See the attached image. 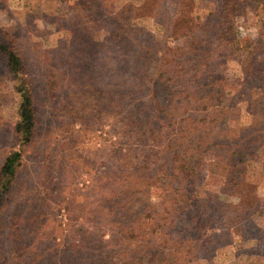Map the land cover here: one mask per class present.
Wrapping results in <instances>:
<instances>
[{
    "label": "rangeland",
    "instance_id": "374dc122",
    "mask_svg": "<svg viewBox=\"0 0 264 264\" xmlns=\"http://www.w3.org/2000/svg\"><path fill=\"white\" fill-rule=\"evenodd\" d=\"M226 2L105 0L100 6L102 10L97 3L81 10L74 0L73 3L71 0H0L1 37L9 41L25 61L38 123L33 142L22 148V164L11 189L0 201V264L132 263L127 262L131 259L127 254L134 247L125 243V234L129 228L136 229V220L149 224L154 211L149 208L153 198L146 199L139 190L125 192L122 182L127 172L143 174L138 167L124 172L126 164L133 162L137 153L133 149L135 141L130 124L135 119L129 118L135 115L126 114L135 100L154 98L156 101L151 99L149 114L156 113L160 106L183 120L185 108L179 106L183 98L180 97L182 102L176 108L170 101L178 98V92L212 95L213 98L201 106H206L219 120L224 116V121L209 133L199 130L195 134H204L202 137L208 140L222 133L223 138L206 158L208 169L214 171H210L213 176L198 191L206 187L216 191L219 203L228 207L237 204L241 196L244 201L254 202L264 195V173L261 172V167L264 168V48L255 64L249 67L243 63L245 57L241 51L232 54L226 50V43L220 41L214 26L224 27L232 20L234 34L239 40L263 37L264 43V9L255 11L242 0L241 12L226 18L222 12ZM123 5L131 8L128 15L123 14L125 21L106 25L105 29L102 24L95 27L97 32L92 38L90 33L94 30L89 26L93 27L95 21L104 22V19L112 21V18L107 19V9L113 7L114 15ZM81 13L84 18L79 22L76 17H81ZM205 20L214 26V31L199 30L203 41L207 42L204 48L208 49L209 57L199 68L201 72L173 75L176 80L173 84L179 91L170 94L158 80L162 52L167 47L182 44L185 37H189L184 33L203 25ZM123 24L129 28L126 32L121 31ZM142 30L146 32V40ZM115 32L116 38H112ZM89 38H96L95 43L89 45ZM141 40L144 54L139 58L136 48H141L138 45ZM149 45L155 51L148 55L145 51ZM126 56L130 64L112 72L111 64L122 63ZM55 73L57 75L52 76ZM68 75H74L78 82H87V76L93 77L97 81L94 82L95 90L59 88L52 95L53 80L57 78L54 83L58 84L59 79L65 80ZM139 81L143 84L139 94L128 91L127 87L140 88V85L135 86ZM17 84L0 52V166L6 155L20 148L14 135L22 100ZM110 90H114V97H109ZM127 92L133 96L127 97ZM195 101L192 98L189 104ZM79 108L81 112H77ZM194 110L198 107L190 109V113L194 114ZM198 114L195 113L190 126L192 131L200 127ZM140 122L146 123V119ZM235 129L237 133L242 131V136L231 142ZM150 140L154 142L151 137ZM233 143L246 151L242 155H245V164L248 163L247 169H255L247 172L252 183L242 185L240 191L234 182L221 186L213 174H220L226 168L224 161L228 160ZM217 154L226 157L219 159ZM151 171L155 176L156 172ZM244 172L236 168L234 180L239 181V174ZM162 174L165 183H176V180H168L164 172ZM113 190L118 195L109 196ZM109 197L113 198L112 203ZM121 199H126L127 204H120ZM111 209L114 212H110ZM196 212L199 218L193 228L200 227L201 234L213 231L214 221L202 216L205 208ZM171 232L174 235L177 227ZM205 246L198 260L185 264H264V209L246 218L234 237L220 232L215 242ZM158 250L153 247L147 253L160 252ZM147 259H151L150 255ZM153 262L160 264L161 259Z\"/></svg>",
    "mask_w": 264,
    "mask_h": 264
},
{
    "label": "trees",
    "instance_id": "16d2710c",
    "mask_svg": "<svg viewBox=\"0 0 264 264\" xmlns=\"http://www.w3.org/2000/svg\"><path fill=\"white\" fill-rule=\"evenodd\" d=\"M245 1L246 5L251 6L255 11H258L259 8H261V10L264 9V0ZM71 2L73 3V0H71ZM76 2L81 6V10H84L87 5L89 9L94 7L95 3L99 5L98 9L102 10L100 6H103L105 0H74V3ZM224 4L226 5L222 9V12L225 14L224 17L226 18H233L235 14L241 12L242 0H227ZM112 9L113 7L107 9V19L112 18V21L107 22L104 19V22L103 20L97 23L95 21L93 27L89 26L90 30H94L92 32L93 34L90 33L92 38L94 33L97 32L94 29L95 27L102 24L101 27L105 29L106 25L125 21L123 19V14L126 13L128 15L131 11L130 7L123 5L112 15ZM159 13H161V11H159L158 14ZM91 16H93L92 13ZM85 17H88V15ZM83 18V13H81V17H76L79 22H82L81 20ZM91 20H93V18ZM229 24L230 25H225L224 27L214 25L217 27L220 41L226 43V50L231 51L232 54H235L236 51H241V54L245 57L243 63L252 67L257 57H260L261 49L264 48V43H262L263 37H259L257 40L248 39L246 41H241L234 34V22L230 20ZM214 26L211 21L205 20L203 25H197L193 30H188L184 33L185 36L189 37H185L182 44L170 48L167 47L164 50L165 52H162L158 80L162 86L164 85L169 90L170 94L179 91L177 86L173 84L176 81L172 77L173 75L177 76L185 72L184 76H189L190 72H201L199 68L204 65L209 55L208 49L204 48L207 42L203 41V37L200 34L201 32L199 33V30L208 29L209 31H214ZM122 30L126 32L129 28L126 24H123L121 31ZM141 32L145 38L146 32L144 30ZM116 34V32L111 34V37L116 38ZM92 38H89V45H92V43L96 41V38L91 40ZM146 39L147 38H145V40ZM143 43L144 42L141 40L138 43V45H141V48H136V54L139 58L144 54V50H142ZM10 44L9 41L1 37L0 33V52L6 58L10 72L18 81L17 87L22 99L20 102V118L14 126V135L20 144V148L6 155L0 166V201L3 200L4 195L11 189L12 181L18 173L19 166L22 164V157L24 154L22 148L33 142L37 133L38 124L32 87L30 86L29 75L28 73L26 74L27 68L25 66V61ZM151 51H155V49L153 46L149 45L145 53L149 55ZM127 63H129L128 56H126L122 63L115 62V64H111V71L114 72L117 67L125 66ZM139 67L140 66H138V68ZM135 74L138 75V69H136ZM56 75L57 73L52 76ZM55 80L52 82V95H55L57 91H59V88H65L67 91H70L72 88L76 90L92 88L95 90L96 85H94V82H97L91 76L85 78L87 82H78L74 75H68V78H65V80L64 78L59 79L58 84L60 86L54 83ZM137 85H140V88L127 87L128 91H132V93H136V95L139 94L138 91L143 89V84L139 81L135 86ZM133 88H135V90H133ZM113 91L114 90L109 91V97H114ZM132 93L127 92L126 96L130 98L133 96ZM119 97L118 95V98ZM180 97L184 100L183 104L179 105L181 108H185V112L182 114V116H185L183 120H179L172 112L169 113L160 106H158V111L156 113L149 114L151 101H156L154 98L145 101L135 100L128 109L125 108L127 110L126 114L135 115L129 116V118L135 119L134 122L130 121V124L133 125L132 135L135 141L133 149L136 150L137 153L135 154L136 159L126 164L127 168H125L124 172L137 167L139 171L140 169L143 171V174L138 173L134 175L127 172L123 175L122 182L125 183V192L130 193L139 190L144 194L146 199L150 201L151 198L154 199L150 206L147 205V207H152L154 210L153 217L147 222L149 224L145 222L147 224L145 225L139 222V220H136L134 222L137 224L136 229L133 230L129 228L130 230L128 231L130 233L127 231V234H125V243L128 242V244L130 243L134 247V249L127 254L128 257H131V259H127V262H132L130 264H156L153 261L160 259V264H185L186 262L198 260V256H200L208 246H205V244L215 242L217 233L222 232L227 237L229 236V238L234 237L239 233L242 228V223L246 218L262 213L264 209V195H261L260 198L254 202L244 201V199H242L244 196H241L237 204H230L228 207L227 204L219 203V193L216 191L213 192L214 190L211 191L210 188L207 187L202 191H198L200 188L205 187L208 178L213 176L210 173L214 171L208 169L206 158L212 155L214 145L217 144L218 140L222 141L220 138H223V136L221 135L222 133H219L207 140L205 136L202 137L204 134L196 136L195 133H199V130L209 133L214 126L220 127L224 121V116H220L219 120L214 113L208 111L206 106H201L206 105L208 100L213 98L212 95H199L198 92L194 94L178 92V98L170 100L172 104L175 105V108L178 103L182 102ZM192 98H195L196 101L193 104H189ZM195 107H198V110H194V112L199 113L197 121L200 127H195L194 131H192L190 126L195 119V113L191 114L190 109ZM78 111L81 112V109L79 108L77 112ZM143 118L146 119V123L140 122ZM237 130L238 129L234 130L235 138H231V142L235 139H241L242 131L237 133ZM222 132L225 133L226 129H223ZM150 137L155 143L150 140ZM245 144L246 142L244 145ZM236 145L237 144L233 143L230 151H228V160L224 161L226 162V168L220 174L218 172L213 174L217 176V180L220 181L221 186L224 187V185H227L226 182H234V186L236 188L238 187V191H240L242 185L252 183L247 172L250 173L255 169H251L250 167L247 169L248 163L245 164V155H242L245 150H243V148L238 149ZM192 146H194V148H192ZM187 151H189L190 154ZM216 157L220 159L226 157V155L217 154ZM239 167L245 171L239 174L241 178L244 176V179L239 178V181H235L233 173L236 171V168ZM151 169L156 172L155 176H153L154 172L151 171ZM150 172H153V174H150ZM162 172L166 174L168 180L170 179L172 182L176 180V183L174 185L171 184V182L165 183L163 181ZM261 172L264 173V168L262 167ZM139 179L141 181H138ZM111 195L118 194L113 190L109 196ZM109 202H113L112 197H109ZM119 203L123 205V203L127 204V201L126 199H121ZM201 207L205 208V214L202 216L211 218L216 225L213 231L208 233L205 232L204 234H201L199 231L200 227H198L199 229L193 228L196 220L199 218L196 210ZM110 212H114V210L112 211L111 209ZM174 227H177V232L173 235L171 229ZM218 229L221 231H218ZM153 247H156V249L158 248L160 252L148 254L147 250ZM134 252L135 254H133ZM163 253L164 256H162ZM207 254H210V252ZM149 255L151 258L150 260L147 259Z\"/></svg>",
    "mask_w": 264,
    "mask_h": 264
}]
</instances>
